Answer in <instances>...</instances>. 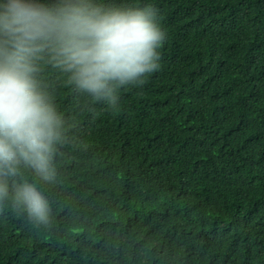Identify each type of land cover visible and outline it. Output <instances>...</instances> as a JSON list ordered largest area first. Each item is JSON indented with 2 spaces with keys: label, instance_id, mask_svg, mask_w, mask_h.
<instances>
[{
  "label": "trees",
  "instance_id": "1",
  "mask_svg": "<svg viewBox=\"0 0 264 264\" xmlns=\"http://www.w3.org/2000/svg\"><path fill=\"white\" fill-rule=\"evenodd\" d=\"M99 2L159 10L160 67L116 109L46 71L52 223L0 211V264H264V0Z\"/></svg>",
  "mask_w": 264,
  "mask_h": 264
},
{
  "label": "clouds",
  "instance_id": "2",
  "mask_svg": "<svg viewBox=\"0 0 264 264\" xmlns=\"http://www.w3.org/2000/svg\"><path fill=\"white\" fill-rule=\"evenodd\" d=\"M166 39L152 5L0 0V211L10 208L36 227L52 223L39 183L58 181L71 126L46 71L116 109L121 88L142 85L159 69Z\"/></svg>",
  "mask_w": 264,
  "mask_h": 264
}]
</instances>
